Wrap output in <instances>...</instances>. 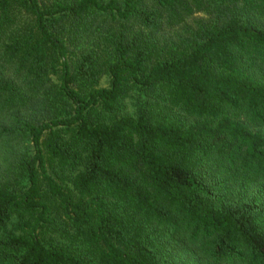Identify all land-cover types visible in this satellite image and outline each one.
<instances>
[{"label":"trees","instance_id":"trees-1","mask_svg":"<svg viewBox=\"0 0 264 264\" xmlns=\"http://www.w3.org/2000/svg\"><path fill=\"white\" fill-rule=\"evenodd\" d=\"M0 264H264V0H0Z\"/></svg>","mask_w":264,"mask_h":264},{"label":"rangeland","instance_id":"rangeland-1","mask_svg":"<svg viewBox=\"0 0 264 264\" xmlns=\"http://www.w3.org/2000/svg\"><path fill=\"white\" fill-rule=\"evenodd\" d=\"M134 104H135V100L132 98L130 100H128L127 105H126V114H133L134 112ZM21 147H23L21 144H19Z\"/></svg>","mask_w":264,"mask_h":264}]
</instances>
